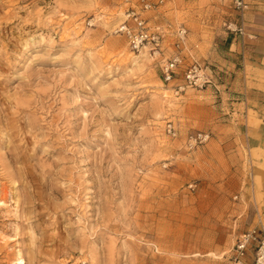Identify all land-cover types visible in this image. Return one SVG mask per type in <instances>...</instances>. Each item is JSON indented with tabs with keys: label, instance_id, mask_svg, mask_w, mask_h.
<instances>
[{
	"label": "rangeland",
	"instance_id": "rangeland-1",
	"mask_svg": "<svg viewBox=\"0 0 264 264\" xmlns=\"http://www.w3.org/2000/svg\"><path fill=\"white\" fill-rule=\"evenodd\" d=\"M139 1L0 0V264H235L264 236L260 121L214 49L235 9L148 0L167 52L185 26L212 75L179 90L115 31Z\"/></svg>",
	"mask_w": 264,
	"mask_h": 264
},
{
	"label": "built area",
	"instance_id": "built-area-1",
	"mask_svg": "<svg viewBox=\"0 0 264 264\" xmlns=\"http://www.w3.org/2000/svg\"><path fill=\"white\" fill-rule=\"evenodd\" d=\"M162 1V0H161ZM240 15L248 9L247 0H228ZM154 3L148 0H140L136 8L128 9L124 19L117 25L116 32L124 34L129 47L134 52L148 48L150 56L159 64L162 78L170 82L182 74L183 81L178 84L179 90L189 87L202 88L212 82V75L199 63L187 40V29L179 25L174 30L175 40L171 51L166 50V31L156 29L150 24L145 12L152 9ZM232 29V23L228 25ZM187 52V54H185ZM168 131L176 136L177 132L172 124L168 125ZM208 134L199 133L195 140H206ZM253 250L252 261L246 262V256ZM235 264H264V236L256 229L244 233L236 244Z\"/></svg>",
	"mask_w": 264,
	"mask_h": 264
},
{
	"label": "crops",
	"instance_id": "crops-1",
	"mask_svg": "<svg viewBox=\"0 0 264 264\" xmlns=\"http://www.w3.org/2000/svg\"><path fill=\"white\" fill-rule=\"evenodd\" d=\"M247 1L249 7L243 15L232 11V29L227 27L223 40L215 43L214 49L220 53L218 68L223 70L228 83L244 85L240 90L241 102L234 103L232 109L243 108L246 116L249 109L256 113L260 123L247 125L246 129L251 144L264 149V0ZM262 189L264 193V180Z\"/></svg>",
	"mask_w": 264,
	"mask_h": 264
}]
</instances>
